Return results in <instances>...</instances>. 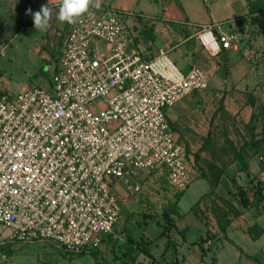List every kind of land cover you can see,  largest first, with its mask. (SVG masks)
<instances>
[{"label":"built area","instance_id":"built-area-1","mask_svg":"<svg viewBox=\"0 0 264 264\" xmlns=\"http://www.w3.org/2000/svg\"><path fill=\"white\" fill-rule=\"evenodd\" d=\"M131 16L95 0L66 23L49 88L0 93V244L96 250L122 218L116 183L138 195L140 173L162 170L181 193L196 178L165 110L206 90L208 75L181 71L162 48L145 58ZM183 24L211 56L238 48L234 31Z\"/></svg>","mask_w":264,"mask_h":264},{"label":"crops","instance_id":"crops-1","mask_svg":"<svg viewBox=\"0 0 264 264\" xmlns=\"http://www.w3.org/2000/svg\"><path fill=\"white\" fill-rule=\"evenodd\" d=\"M94 1L92 0V3ZM101 1L109 8L134 13V16L126 18L125 22L133 30L136 46L142 51L145 58L152 57L160 48L165 49L181 71L186 72L191 66H197L204 70L209 78V89L207 88L205 93L202 91L193 97H183L165 110L174 139L183 146L188 165L197 173L192 183L201 181L197 185L199 192L188 210L185 213L180 211L177 208V201L175 204L177 215H170L174 225L170 232L173 245L170 246L167 243L165 236L159 235L162 229L157 234V238L142 233L138 239L128 236L126 240H122L120 233L112 232L109 236H104L101 239L97 252L99 251V255L103 256L109 264L124 262L132 264V255L128 250L136 249L134 243L140 242V239L154 238V241L148 246V255L140 252L133 264H202L204 262L209 264H253L248 256L261 261L260 257L264 255V201L258 208L246 209L243 207L239 211L240 213L236 212L233 216L229 213V207L232 209L231 205H233L238 209L240 204L234 203V200L221 194L222 185L229 184L231 187L228 189H233L232 182L227 180L226 175L229 170L233 171L234 168H237L234 153H229V151L225 153L226 156L231 157L232 161V164L228 166L217 163H215L216 166L210 164V167L220 175L219 181L225 180L223 183L217 181L216 185L206 175L208 167L199 164L196 158L207 142L210 128L207 109L203 108L204 101L212 95L219 98V95L222 97L224 93L230 92V85H222L218 82L217 75L220 66L217 63L225 65L226 62H231L232 54L236 50L222 52V58L226 56L227 61L220 60L221 56H211L194 36L193 28L183 24L220 25L221 30L235 32L241 19L248 17L246 0ZM59 4L60 0H0V14H21L19 20L9 17L5 25L0 28V45L23 24H33V19L30 21L29 17L32 13L38 12L42 5H48L55 13ZM261 18L264 21V12ZM13 21L17 25H12ZM46 29L45 33L49 36L50 41L53 40L59 45V53L61 41L66 32V23L60 22L53 16L48 21ZM262 32L264 36V24H262ZM3 48H0V52L3 51ZM36 50L39 53V50ZM41 56L46 58L43 54ZM249 71L248 82L256 83V72L253 68H250ZM229 72H231L230 69ZM240 87V85L233 86L235 90ZM223 105L229 113L233 114L238 110L228 107V98H225ZM203 109L204 111H202ZM256 155L257 160H260V167H256L254 170L257 171L258 179L262 183L264 182V137ZM237 170L236 174L238 175L241 173L240 168ZM151 173L161 175V179L166 183L164 171L154 170ZM251 178L252 176L249 177V179ZM136 180L139 181L140 177ZM150 180L154 181L155 179L153 177ZM235 180V184L240 185L237 176ZM142 183L146 186V182ZM262 185L264 186V183ZM114 190L122 202L123 211V207H129V202L134 195L129 194L119 183L115 184ZM254 226L257 227L259 233L256 238L251 236L253 230L249 231ZM221 229H224V233ZM52 249L53 247L48 244H40L38 247L39 252L43 255L52 253Z\"/></svg>","mask_w":264,"mask_h":264},{"label":"rangeland","instance_id":"rangeland-1","mask_svg":"<svg viewBox=\"0 0 264 264\" xmlns=\"http://www.w3.org/2000/svg\"><path fill=\"white\" fill-rule=\"evenodd\" d=\"M262 3L264 4V0ZM263 12L260 17H263ZM19 16L21 14L1 13L0 28L5 25L9 17H15L16 20L17 18L19 20ZM249 21L250 25H248L245 35L241 29L244 24L243 20L240 21L237 30H235L239 44L237 50L232 54L230 64L228 62L225 65L220 62L217 63L220 66L217 75L218 82L222 85H230V92L224 93L222 97L219 95V98L212 95L204 101L203 108L207 109L210 128L207 142L197 157L199 164L208 167V174L206 175L213 182L217 173L210 167V164L217 163L228 166L232 164V161L231 157L226 156L225 153L228 151L232 153L233 150L241 149L244 155V168L240 169L241 173L237 175V169L241 167L240 164H237V168H234L233 171L229 170L228 175H226L227 180L229 182L231 180L233 189H228L231 187L229 184H221L223 186H221V194L230 200H234V203L237 202L236 204L239 203V200L236 197L235 186L242 188L251 198L255 184L260 181L257 171L254 170L256 167H260V160H257V155L253 151L264 137V36L262 32L264 21L262 18L260 22L254 23L252 18ZM12 25H17V23L13 21ZM45 32L47 29L36 31L34 24H23L17 31L9 35L4 43H1L0 48H4L0 53V93L4 92L8 96H13L17 92L33 86L49 88L51 69L56 64L59 45L53 40L50 41ZM99 46L101 48L102 44ZM36 49L39 50V53ZM227 51L231 52L232 50ZM42 54L46 58H43ZM219 59L227 61L226 56ZM250 68L256 72V83L248 82ZM229 69L231 72L228 73ZM238 85L241 87L235 90L233 86ZM199 92L202 91L196 90L187 97L196 96ZM225 98L229 100L228 107L234 108V110L238 109L233 114L224 109ZM201 153L204 154L201 156ZM140 176L139 181L146 182V186L141 193L132 197L129 207H123L122 220L113 230V233L122 235V240H126L128 236L132 239H138L142 233L157 238L162 227L167 225L161 214L162 209L169 202H173L177 194L168 189L164 180L161 179V175L145 171L140 173ZM236 176L240 185L235 184ZM250 176H252L251 179H249ZM153 177L155 180L151 181L150 178ZM219 177L217 181H219ZM223 181L225 180L222 179L218 183H223ZM199 182L201 181L190 184L179 193L177 208L180 211L185 213L193 204L197 192H199L197 186ZM262 188L264 191L263 185ZM232 191L233 194H231ZM231 206L233 208L229 207V213L233 216L243 209L242 206H239L238 209L233 205ZM0 231H3L1 227ZM40 244L45 245L44 243H1L0 264H109L103 256L99 255L97 249L81 253H69L53 247L52 253L43 255L38 250ZM3 255L5 256L4 259L2 258ZM248 258L253 261V264H264V255H261V261L250 256Z\"/></svg>","mask_w":264,"mask_h":264},{"label":"trees","instance_id":"trees-1","mask_svg":"<svg viewBox=\"0 0 264 264\" xmlns=\"http://www.w3.org/2000/svg\"><path fill=\"white\" fill-rule=\"evenodd\" d=\"M247 2V16L241 20L244 21L243 26L241 27L242 30H244V26L245 25H250V21L249 19L252 18V21L255 22H260L261 20V14L264 10V4L262 3V0H246ZM32 15L29 17V20L31 21ZM223 52V51H222ZM222 52L220 54H218L216 57H220ZM263 53H264V47H263ZM222 57V56H221ZM264 102V101H263ZM264 104V103H263ZM263 117H264V111H263ZM264 120V119H263ZM256 139V137H254ZM253 138V139H254ZM263 139H261V141H259V144H257V146L255 147V151L253 152H257L262 144ZM234 153V159L237 161V164H240L241 167L240 169L244 168L243 165V160H244V155L243 152L241 151V149L238 150H233ZM198 156H196L197 158ZM219 174L217 173L214 176L213 179V184L216 185L217 180H218ZM235 192L237 194V199L239 200V204L240 206L244 207V208H258L261 203L264 201V194H263V188H262V183L260 181L257 182V184H255L254 187V193L251 197V199L247 196L246 192L238 187L235 186ZM235 195V194H234ZM178 197H179V193H177L175 195L174 198V202L168 203L163 209H162V216L164 221L167 223V225H165L164 227H162L161 232L159 233V235L161 236H165V238L167 239V243L172 246V241L170 239V232L173 230L174 225L172 222V219L170 218V215H177V210H176V202L178 201ZM257 227H251L249 229V231L253 230L252 234V238H256L259 233L257 232ZM221 231L224 233V229H221ZM140 242H135L134 244L136 245V249H129L128 252L132 255L131 256V263L133 264L134 261L136 260L138 254L140 252H142L145 255H148V246L154 241V238H148L147 240H143L140 239ZM122 264H127L126 262L122 263Z\"/></svg>","mask_w":264,"mask_h":264},{"label":"clouds","instance_id":"clouds-1","mask_svg":"<svg viewBox=\"0 0 264 264\" xmlns=\"http://www.w3.org/2000/svg\"><path fill=\"white\" fill-rule=\"evenodd\" d=\"M90 5H92V0H60L55 13L48 5H42L38 12L32 13L34 28L36 31L46 30L48 21L53 16L60 22L72 24L86 14ZM96 6L98 7V4Z\"/></svg>","mask_w":264,"mask_h":264}]
</instances>
